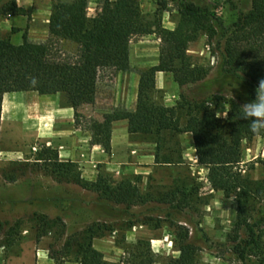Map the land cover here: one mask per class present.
Masks as SVG:
<instances>
[{"label":"rangeland","instance_id":"1","mask_svg":"<svg viewBox=\"0 0 264 264\" xmlns=\"http://www.w3.org/2000/svg\"><path fill=\"white\" fill-rule=\"evenodd\" d=\"M55 1L17 0L18 5L28 3L31 6L23 8L26 10L25 15H14L16 17L11 24L4 22V16L0 37H9L14 44H21L24 36L33 43L46 42L48 37L43 33L48 27L44 19L50 18L48 9L52 10ZM104 1L89 0L90 17L94 16ZM206 1L226 25L235 21L237 13L230 10L226 0ZM251 2L252 0H237L240 9L245 12L250 10ZM139 3L145 19L153 24L154 29L156 24L169 30L177 27L180 15L176 1L168 0L165 8L159 7L155 0H139ZM161 43L156 34L133 39L130 46L133 56L131 71L140 75L150 68L146 66L153 67L156 59L159 60ZM63 47L68 52L74 51L68 43ZM141 53H145L146 63L141 62ZM188 55L194 65L209 71L207 79L200 84L180 88L169 73L171 78L167 84L161 89H155L154 100L166 106H174L180 101V95L199 93L202 97L209 98L208 107L219 118L227 119L229 102H240L238 95H242L243 87L219 77L220 57L214 45H209L205 34H201L196 42L190 44ZM134 76L136 75L127 78L128 84L124 88V78L119 79L112 71L102 73L95 102L89 104L93 113L109 114L112 117L114 112L130 111L134 104V92L129 83ZM163 84L160 81V85ZM10 99L11 96L5 99L4 114H8L13 107ZM55 107H69L63 94L40 96L36 102L24 99L13 119L1 125L0 226L3 229L0 231V264H10L23 257L28 260L31 251L36 250L41 255L45 253L47 259L55 257V260L51 259L53 264H79L72 255L63 254V244L68 236L96 223L106 227L99 231L94 247L109 262H119L134 245L143 241L151 246L154 264H172L180 255L181 238L178 227H185L190 231V239L199 249L198 264H243L234 252L237 245L234 242L237 203L233 197L212 188L208 180V169L198 162L191 134L164 133L159 151L155 137L131 134L124 147L119 146L120 162L114 160L112 152L108 154L102 146L93 148L89 143V153L86 155L80 153L79 158L59 157L62 161L74 162L77 172L87 181L94 182L99 174L108 175L116 181L127 179L145 197L143 204L130 210L124 206L114 208L99 203L93 192L83 189L73 180L60 181L48 174L43 164H39L41 167L34 164L46 147L59 153L60 145L68 146L74 128H80L84 133L88 129L92 136L91 125L98 121L96 117L89 118L87 122L78 120V114L74 119H68L64 115L55 116ZM85 108L81 107L82 112L86 111ZM116 125L118 128L123 127L122 123ZM45 139L50 144L47 145ZM78 143L83 145L86 142ZM242 152V175L256 181L264 180V134L245 140ZM156 153H159L158 162L155 158L154 161L149 158ZM15 161L30 163L25 168L24 176L16 182H9L6 177L14 169L10 164ZM140 167L149 168L150 172L140 174ZM176 190L180 192L176 200L171 202L174 199L171 194ZM173 204H180L185 208L178 210L172 208ZM260 206L259 201L253 203L250 208L252 218L257 217ZM36 215L61 218L66 225L65 234L62 236L61 229L54 228L51 234L38 238ZM259 234L262 235L264 253V226L260 227ZM241 237L244 238V234ZM37 257L40 256L37 254ZM251 260L260 264L257 257L251 256Z\"/></svg>","mask_w":264,"mask_h":264},{"label":"trees","instance_id":"2","mask_svg":"<svg viewBox=\"0 0 264 264\" xmlns=\"http://www.w3.org/2000/svg\"><path fill=\"white\" fill-rule=\"evenodd\" d=\"M155 1L165 8L168 0ZM171 1L177 2L180 15L174 30L157 24L154 29L145 19L139 0H105L92 17L88 14L89 0H56L46 42L33 43L24 36L21 44H14L11 38L0 37V133L6 93L63 94L72 108L93 104L100 75L129 71L133 39L156 34L162 41L159 62L140 74L135 111L114 112L103 122L94 121L92 144L102 146L109 154L112 126L120 120L128 121L131 134L155 137L158 151L164 133L191 134L198 162L208 169L212 188L233 197L237 203L234 252L243 264H255L251 256L264 264L262 235L259 234L260 227L264 226V180H252L242 175L240 169L243 142L264 134L252 133L249 122L241 119V106L255 100L259 81L264 79V0H252L247 12L240 9L237 0H226L230 10L237 13L235 21L229 25L206 0ZM8 14L25 15L26 10L19 7L17 0H0V26ZM201 34L207 36L209 45H214L219 54V77L244 89L242 95H238L240 102H229L227 119L219 118L208 107L209 98L199 93L180 95V101L174 106L157 103L153 98L158 72L171 73L180 88L207 79L209 71L194 65L188 55L190 44ZM66 43L74 48L73 52L65 50ZM155 160L158 162L159 153L155 154ZM29 163L11 162L14 169L6 179L16 182L24 176ZM34 164L39 167L43 164L48 174L60 181L73 180L93 192L102 205L124 206L130 210L145 202V197L130 180L116 181L99 174L94 182L87 181L77 172L74 162L62 161L58 151L50 147L39 154ZM179 192H172L171 202ZM256 201L261 206L257 209V217L252 218L250 208ZM180 204L171 206L178 210L185 208ZM35 218L38 238L51 234L54 228H60L62 236L66 232V225L59 217L36 215ZM103 227L106 226L92 224L68 236L63 254L72 255L79 264H154L151 246L143 241L134 245L119 262L107 261L94 247V240ZM0 228L2 231L3 227ZM178 229L180 255L172 264H198L199 249L190 239V231L185 227Z\"/></svg>","mask_w":264,"mask_h":264},{"label":"crops","instance_id":"3","mask_svg":"<svg viewBox=\"0 0 264 264\" xmlns=\"http://www.w3.org/2000/svg\"><path fill=\"white\" fill-rule=\"evenodd\" d=\"M29 6H31V5H28V3L19 4V7L26 8V9L29 8ZM50 14H51V10L48 9V16ZM14 17H16V16L8 14L7 16H5L4 22L11 24ZM44 20H45L44 21L45 24L48 27L49 26L48 25L49 24V17L45 18ZM32 31H33V29L31 30V33H32ZM43 34L45 35V37H48L47 36L48 30L46 29ZM139 58H140L142 63H146L145 53H141ZM158 61L159 60L157 58L155 63L152 66H155L158 63ZM149 67H151V66H148V67L146 66V68H149ZM130 68L131 69L133 68V56H132L131 49H130ZM131 69H130V71H127V72H115V76L118 77L119 79L124 78L123 85H124V88H126L127 87L126 85L128 84L127 78H129V76L136 75L133 78H131V80H130L131 82L129 83V87H131L132 91L134 92V104L132 105L130 111H135L136 105H137V95H138V85H139L140 75L135 74L134 72L131 71ZM170 78H171V75L168 72H158L156 75V88L157 89L163 88L165 86V84H167V82L169 81ZM160 81H163L164 84L160 85ZM7 96H11L10 101L13 103V107L11 108V110L8 114H4L2 111L1 125H2V123L9 122L10 120L13 119L14 113L18 110V106L21 103V101H23L24 99H30V100H34L36 102V101H38V98L40 96L44 97L46 95H39L36 92L6 93L3 96L4 102H5L4 99H6ZM47 97H49V96H47ZM81 107H86L85 108L86 111L82 112ZM53 109L55 111V113H54L55 116H59V115L63 116L64 115L68 119L69 118L74 119V116L76 114H78V115H76V119L86 121V122L89 120V118L93 119L94 117H96L98 121L103 122L104 120H106L110 117L109 114L108 115L107 114L106 115L105 114L98 115L96 113H93L92 109L89 108V104H85V105L79 106L77 108L68 107V108L64 109L61 107H55ZM56 111H60V113L58 114ZM117 123L123 124L122 128L119 127L120 130H118L119 128L116 125ZM56 134H63V133L56 132ZM130 135H131V133L129 132V126H128L127 120H120V121H116L113 123L112 137H111V148H112L111 152H112V157H114L115 161L120 162L122 160V159L120 160L121 156L119 154L120 153L119 146L121 145L122 147H124L125 141H126V139L128 141V138ZM69 139H70V142H69L68 146H63V145L59 146V149H60L59 150V157L61 159L67 158V157L68 158L69 157L70 158H75V157L79 158L80 153H81V155H86L87 153H89V150H87V149H89L88 143L91 144L90 146L93 148L98 146V145L92 144V136L90 135V132L88 129L86 130V133H84L82 131V129L74 128L73 135H71L69 137ZM80 141L86 142V143H83V145H78L79 144L78 142H80ZM45 143L48 145V144H50V141L45 139ZM99 147H101V146H99ZM79 148L81 149L80 151H79ZM149 158L152 159V161H154L155 156L152 154L149 156ZM139 169H140V174H146V172H150L149 168L140 167V168H138V170ZM37 254H38V256H40V257L42 256V257L41 258L37 257ZM45 257H46L45 253H42V255H41V252H37V250H36V251H31L30 258L28 260L25 259V257H23V258H20L18 260H14L10 264H53L51 259H49V258L47 259V257L46 258Z\"/></svg>","mask_w":264,"mask_h":264},{"label":"clouds","instance_id":"4","mask_svg":"<svg viewBox=\"0 0 264 264\" xmlns=\"http://www.w3.org/2000/svg\"><path fill=\"white\" fill-rule=\"evenodd\" d=\"M241 110V119L249 122V129L252 133L264 132V79L259 81L255 100L243 104Z\"/></svg>","mask_w":264,"mask_h":264}]
</instances>
